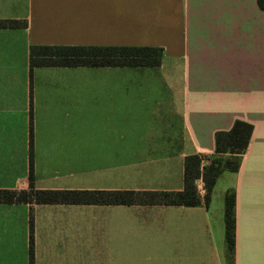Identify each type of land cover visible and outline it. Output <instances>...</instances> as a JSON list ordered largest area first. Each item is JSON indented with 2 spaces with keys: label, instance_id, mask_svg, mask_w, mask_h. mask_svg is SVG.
Returning <instances> with one entry per match:
<instances>
[{
  "label": "crops",
  "instance_id": "0c3cea01",
  "mask_svg": "<svg viewBox=\"0 0 264 264\" xmlns=\"http://www.w3.org/2000/svg\"><path fill=\"white\" fill-rule=\"evenodd\" d=\"M5 19L26 26L0 29V189L29 188L32 142L36 189L181 191L185 158L213 155L215 134L242 120L253 132L228 172L234 264H264L258 0H0ZM32 46H152L163 58L36 66L31 77ZM31 213L34 264H228L226 225L204 202L0 204V264H30Z\"/></svg>",
  "mask_w": 264,
  "mask_h": 264
},
{
  "label": "trees",
  "instance_id": "16d2710c",
  "mask_svg": "<svg viewBox=\"0 0 264 264\" xmlns=\"http://www.w3.org/2000/svg\"><path fill=\"white\" fill-rule=\"evenodd\" d=\"M264 10V0H258ZM16 20H0V29L25 27ZM163 49L152 46H32L30 74L36 66H121L158 67ZM253 126L236 120L228 131L215 134V151L207 157L192 154L184 160V187L181 191L165 190H40L33 186V151L31 142V174L28 189H0V204H84V205H150L198 206L208 204L218 178L224 172L238 173L242 156L249 145ZM206 161H208L206 163ZM204 185L202 196L198 181ZM203 197V198H202ZM236 192L225 196V225L228 264H234L236 243ZM32 230V227H31ZM33 236H30V259L33 264Z\"/></svg>",
  "mask_w": 264,
  "mask_h": 264
},
{
  "label": "rangeland",
  "instance_id": "374dc122",
  "mask_svg": "<svg viewBox=\"0 0 264 264\" xmlns=\"http://www.w3.org/2000/svg\"><path fill=\"white\" fill-rule=\"evenodd\" d=\"M234 186V174L231 173H224L223 175H221L217 182L215 187L213 188V191L211 193L210 196V202H209V207L211 210V216H212V220L215 221H219V223L222 224V222H224L225 224V214H222V211L224 212L225 210V196L227 194L228 191H231L233 189ZM199 191H201L203 194L202 196L205 194L203 192V190L200 188H198ZM204 189V188H203ZM201 194V193H200ZM224 216V218H222ZM35 217V213H31L30 218V225H29V231L30 234L32 233V236L34 237V226H33V220ZM32 227V230H31ZM30 237V235H29ZM224 241H226V231H225V235H224ZM31 264V262H30ZM34 264V263H33Z\"/></svg>",
  "mask_w": 264,
  "mask_h": 264
}]
</instances>
